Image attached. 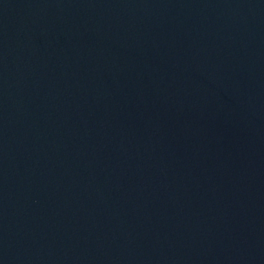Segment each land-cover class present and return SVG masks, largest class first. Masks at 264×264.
<instances>
[{
	"label": "water",
	"instance_id": "1",
	"mask_svg": "<svg viewBox=\"0 0 264 264\" xmlns=\"http://www.w3.org/2000/svg\"><path fill=\"white\" fill-rule=\"evenodd\" d=\"M0 264H264V0H0Z\"/></svg>",
	"mask_w": 264,
	"mask_h": 264
}]
</instances>
